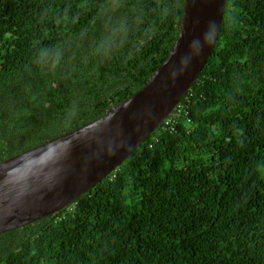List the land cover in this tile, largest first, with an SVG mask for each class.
I'll return each instance as SVG.
<instances>
[{
	"label": "trees",
	"instance_id": "16d2710c",
	"mask_svg": "<svg viewBox=\"0 0 264 264\" xmlns=\"http://www.w3.org/2000/svg\"><path fill=\"white\" fill-rule=\"evenodd\" d=\"M182 4L0 0V161L138 90ZM187 92L67 207L0 233V264H264V0H225Z\"/></svg>",
	"mask_w": 264,
	"mask_h": 264
},
{
	"label": "water",
	"instance_id": "95a60500",
	"mask_svg": "<svg viewBox=\"0 0 264 264\" xmlns=\"http://www.w3.org/2000/svg\"><path fill=\"white\" fill-rule=\"evenodd\" d=\"M224 5L183 0L175 39L138 90L97 119L0 161V233L64 208L147 138L210 55Z\"/></svg>",
	"mask_w": 264,
	"mask_h": 264
},
{
	"label": "built area",
	"instance_id": "2783aa9c",
	"mask_svg": "<svg viewBox=\"0 0 264 264\" xmlns=\"http://www.w3.org/2000/svg\"><path fill=\"white\" fill-rule=\"evenodd\" d=\"M191 97H192V93H188L185 97H182V99H180L179 101H178V103L176 104L177 105V107H178V109H184V108H187L188 106H189V103H191ZM175 105V106H176ZM174 106V107H175ZM173 107V108H174ZM177 114L175 113L174 114V116H176ZM168 116V115H167ZM166 116V117H167ZM166 117H165V119H166ZM165 119L161 122V123H163V124H167V122H168V120H166L165 121ZM160 123V124H161Z\"/></svg>",
	"mask_w": 264,
	"mask_h": 264
},
{
	"label": "bare ground",
	"instance_id": "6f19581e",
	"mask_svg": "<svg viewBox=\"0 0 264 264\" xmlns=\"http://www.w3.org/2000/svg\"><path fill=\"white\" fill-rule=\"evenodd\" d=\"M111 172H112V171H111ZM89 189H90V188H89ZM86 191H87V190H86ZM74 200H75V199H74ZM72 201H73V200H72ZM72 201H71V202H72ZM71 202H70V203H71ZM70 203H69V204H70ZM69 204H67L65 207H67ZM65 207H64V208H65ZM62 209H63V208H62ZM60 210H61V209H60ZM60 210H59V211H60ZM59 211H57V212H59ZM57 212H55V213H57ZM55 213H54V214H55ZM52 215H53V214H52ZM44 217H46V216H44ZM41 218H42V217H41ZM36 220H37V219H36ZM28 224H29V223H28ZM26 225H27V224H26Z\"/></svg>",
	"mask_w": 264,
	"mask_h": 264
},
{
	"label": "rangeland",
	"instance_id": "374dc122",
	"mask_svg": "<svg viewBox=\"0 0 264 264\" xmlns=\"http://www.w3.org/2000/svg\"><path fill=\"white\" fill-rule=\"evenodd\" d=\"M188 89H189V88H188ZM188 89H187V91H188ZM187 91L185 92V94H184V96H183V97H185V96L188 94V92H187ZM181 99H182V98H181Z\"/></svg>",
	"mask_w": 264,
	"mask_h": 264
},
{
	"label": "clouds",
	"instance_id": "9594fccd",
	"mask_svg": "<svg viewBox=\"0 0 264 264\" xmlns=\"http://www.w3.org/2000/svg\"><path fill=\"white\" fill-rule=\"evenodd\" d=\"M115 35V32L113 33V36ZM112 39V37H109V40H111Z\"/></svg>",
	"mask_w": 264,
	"mask_h": 264
}]
</instances>
